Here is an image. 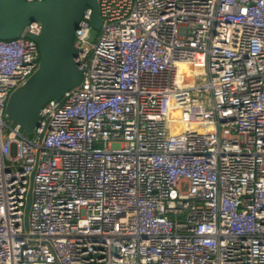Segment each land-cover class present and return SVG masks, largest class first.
<instances>
[{"label":"built area","instance_id":"2783aa9c","mask_svg":"<svg viewBox=\"0 0 264 264\" xmlns=\"http://www.w3.org/2000/svg\"><path fill=\"white\" fill-rule=\"evenodd\" d=\"M98 8L31 133L4 110L41 23L0 39V264H264V0Z\"/></svg>","mask_w":264,"mask_h":264},{"label":"water","instance_id":"95a60500","mask_svg":"<svg viewBox=\"0 0 264 264\" xmlns=\"http://www.w3.org/2000/svg\"><path fill=\"white\" fill-rule=\"evenodd\" d=\"M87 8L92 10V28L98 30L101 25L98 0H0V39L16 38L29 23H41L39 35L27 34L38 48L37 68L10 92L5 104L6 118L22 131L31 133L41 118V108L79 84L82 73L74 59V36ZM34 173L35 168L29 176L25 198V228Z\"/></svg>","mask_w":264,"mask_h":264},{"label":"rangeland","instance_id":"374dc122","mask_svg":"<svg viewBox=\"0 0 264 264\" xmlns=\"http://www.w3.org/2000/svg\"><path fill=\"white\" fill-rule=\"evenodd\" d=\"M98 32L99 31L97 29L92 28L90 39L93 40V38L97 35Z\"/></svg>","mask_w":264,"mask_h":264}]
</instances>
